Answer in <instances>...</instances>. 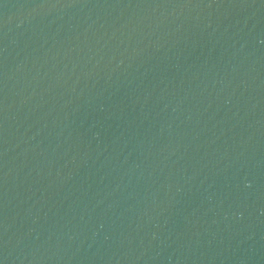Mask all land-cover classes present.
I'll return each mask as SVG.
<instances>
[{
    "label": "water",
    "instance_id": "obj_1",
    "mask_svg": "<svg viewBox=\"0 0 264 264\" xmlns=\"http://www.w3.org/2000/svg\"><path fill=\"white\" fill-rule=\"evenodd\" d=\"M0 264H264V0H0Z\"/></svg>",
    "mask_w": 264,
    "mask_h": 264
}]
</instances>
